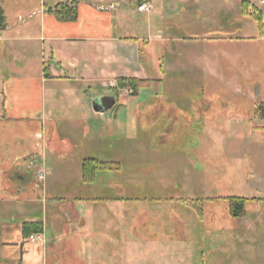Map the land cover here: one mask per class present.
<instances>
[{"label": "rangeland", "instance_id": "374dc122", "mask_svg": "<svg viewBox=\"0 0 264 264\" xmlns=\"http://www.w3.org/2000/svg\"><path fill=\"white\" fill-rule=\"evenodd\" d=\"M259 1L152 0L149 12L137 10L146 1L119 6L138 37L162 39L141 43L149 78L113 89L121 103L106 112L101 134L75 135L82 155L113 166L97 170L90 187L82 186L80 169L78 178L76 167L64 172L73 192L125 197L135 224L126 236H136L127 244L128 264H264V120L255 113L264 103ZM43 3L71 7L75 0H0V7L13 22ZM31 168L40 179V168ZM228 196L255 199L231 217ZM107 202L112 216L118 207ZM114 245L107 250L119 257Z\"/></svg>", "mask_w": 264, "mask_h": 264}, {"label": "crops", "instance_id": "0c3cea01", "mask_svg": "<svg viewBox=\"0 0 264 264\" xmlns=\"http://www.w3.org/2000/svg\"><path fill=\"white\" fill-rule=\"evenodd\" d=\"M129 1L97 5L76 0V18L70 21L46 10L55 3L32 7L13 22L0 7V264L129 263L127 244L135 243L136 236H126L127 226L135 224L126 215L125 197L73 192V178L64 172L76 167L78 178L80 169L82 186L90 187L97 172L93 181L84 182L83 161H109L82 155L75 135L93 139L101 134L110 121L105 120L106 112L121 103L113 90L118 78H149L141 65L142 45L162 36L136 35L137 28L119 7ZM256 39H264V26ZM94 96L104 104L98 102L97 110ZM31 161L44 171L42 179L33 176V167L27 168ZM50 176L58 178L51 181ZM108 199L111 207H118L112 216ZM33 221L42 222L43 231L30 241L21 226ZM112 244L119 257L116 251L108 252Z\"/></svg>", "mask_w": 264, "mask_h": 264}, {"label": "trees", "instance_id": "16d2710c", "mask_svg": "<svg viewBox=\"0 0 264 264\" xmlns=\"http://www.w3.org/2000/svg\"><path fill=\"white\" fill-rule=\"evenodd\" d=\"M46 10L52 13L58 20L70 21L76 18V5L71 7L56 5L46 8ZM254 18L257 20V22L259 23V27L261 28L262 22L260 14H258V12H256ZM3 22L4 15L2 9L0 8V27L3 26ZM136 83L137 79L135 78L120 77L117 79V87L119 88H123L126 86L136 88ZM255 113L257 118L264 120V103L257 105ZM111 166L113 165L108 164V162L99 161L97 159H85L81 166L82 179L84 182H91L93 181L97 170H107L110 169ZM224 199L227 201L229 214L231 215V217H239L245 213L244 205L245 202L249 200L248 198L240 196H228ZM42 231L43 226L42 222L40 221L23 222L21 226V232L25 238H28L31 234H40L42 233Z\"/></svg>", "mask_w": 264, "mask_h": 264}, {"label": "built area", "instance_id": "2783aa9c", "mask_svg": "<svg viewBox=\"0 0 264 264\" xmlns=\"http://www.w3.org/2000/svg\"><path fill=\"white\" fill-rule=\"evenodd\" d=\"M76 1V0H75ZM87 1V0H85ZM118 4V1H116L115 3H113L110 7L112 8L113 6H116ZM258 6L261 7V10H260V18H261V22L264 24V0H260L258 2ZM151 6L147 3V2H143L139 5H137V10L140 11V12H149L151 10ZM20 21L23 20V18L19 17L18 18ZM32 161L29 162L28 164V167L30 168L32 166ZM38 175L40 177V179L43 178V175H44V171L43 170H38ZM38 236L36 234H31L27 239L30 240V241H34L36 240Z\"/></svg>", "mask_w": 264, "mask_h": 264}, {"label": "water", "instance_id": "95a60500", "mask_svg": "<svg viewBox=\"0 0 264 264\" xmlns=\"http://www.w3.org/2000/svg\"><path fill=\"white\" fill-rule=\"evenodd\" d=\"M98 102H100V98L99 97H96L95 99H94V109L95 110H97L98 109Z\"/></svg>", "mask_w": 264, "mask_h": 264}]
</instances>
